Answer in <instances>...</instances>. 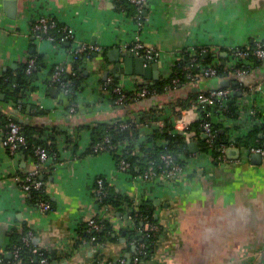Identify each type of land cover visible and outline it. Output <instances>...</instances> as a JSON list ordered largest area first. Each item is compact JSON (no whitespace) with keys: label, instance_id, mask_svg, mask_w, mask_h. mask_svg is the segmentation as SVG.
<instances>
[{"label":"crops","instance_id":"0c3cea01","mask_svg":"<svg viewBox=\"0 0 264 264\" xmlns=\"http://www.w3.org/2000/svg\"><path fill=\"white\" fill-rule=\"evenodd\" d=\"M41 15L69 26L75 40L100 48L82 62L84 79L72 113L67 109L69 101L65 93L46 83L53 66L72 63V42L69 44L62 38L56 43L36 38L30 25ZM142 15L144 19L139 26L134 17L115 8L114 0H17L15 17L11 18L0 0V74L16 69L33 51L42 54L44 62L32 83L34 88L27 89L22 98L25 111L11 109L10 115L27 123H43L47 128L55 126L59 131L55 136L59 161L45 176L53 207L43 211L27 201V192L19 184L20 177L33 169L35 158L25 157L21 152L10 155L0 129V252L8 243L10 228L21 227L25 222L30 232H34L33 244L56 252L58 258L54 259V264H108L110 259L119 256L128 262L135 246L125 249L123 238L118 246L105 245L101 250L103 257L94 253L93 244L73 247L80 223L89 214L98 212L93 185L96 178L102 177L120 194L138 203L152 199L157 207L155 216L163 222L162 240L156 242L153 255L142 258L139 264H256L261 259L264 261V157L260 163L254 162L249 147L234 141L258 123H264V58L250 60L245 76L230 73L222 78L199 77L166 94L147 100L140 97L134 105L130 104L127 112L124 108L127 104L111 102L107 85L115 79V87L122 92L135 93L158 79L126 74L123 63L119 71L105 56L109 48L115 46L124 50V44L138 36L161 53L156 60L159 79L172 73L183 50L205 48L212 63L224 62L228 50L249 47L264 39V0H148ZM62 41L66 44L62 45ZM238 80L250 90L243 91L237 99V118L215 111L214 107L210 115L212 124L219 123L220 131L230 140L229 148H237L226 155L228 162L215 163L194 140L197 149L191 151L187 146L188 153L181 154L185 165L177 178L144 180L120 169L112 152L87 151L91 145L90 128L98 122L125 120L136 111L153 108L154 120L161 118L173 126L183 118L191 125L200 113L187 108L175 110L178 98L188 92L202 93L222 87L225 81H229L231 87ZM51 88L56 91H50ZM3 97L4 94L0 100ZM36 108L44 109L45 114L30 116ZM243 108H252L254 113L249 114ZM79 126L86 128L79 131L76 147H69L65 137L73 136ZM151 129L150 123L141 125V136ZM128 207L123 208L122 216L115 214L122 224H126Z\"/></svg>","mask_w":264,"mask_h":264},{"label":"trees","instance_id":"16d2710c","mask_svg":"<svg viewBox=\"0 0 264 264\" xmlns=\"http://www.w3.org/2000/svg\"><path fill=\"white\" fill-rule=\"evenodd\" d=\"M114 5L117 10H124L126 13L136 20L137 9L136 7L129 2L128 0H114ZM142 15V14H141ZM143 16V15H142ZM144 17H142V20ZM64 24L58 22L56 20V27L51 29L45 37L49 35L54 37L53 42H59L60 38L63 37L61 32V27ZM66 42L71 44L70 38L65 39ZM65 41H62V45L66 44ZM254 45V44H253ZM253 45L249 47L251 49ZM71 46V45H69ZM241 48V47H240ZM203 48H194L195 54L191 55L189 50H183L185 54V61H178L175 63L172 73L165 78L158 79L155 83L148 86L146 88L148 94L147 98L152 96H158L161 94H166L170 90H173L178 85H183L191 82L188 78H186V72L195 75L198 73L199 69L196 66L198 64H210L212 63V57L207 56L204 57L201 51ZM228 57L224 60V63H217V77H225L228 76L231 72H229L227 67V60L230 58L232 52L228 50ZM92 56V51H85L80 54H77L76 58L72 60V63L68 65H64L63 72L61 74L60 81L66 83L64 88L61 87L59 82H53L50 79L46 81L50 86H55L59 91H62L67 96L69 104L67 109L71 106H75L76 96L81 88V82L84 79L83 68L81 66L84 59L90 58ZM191 57H195L196 60L192 62L190 60ZM29 58H34L35 66L30 71L27 72V61L21 62L18 67L14 70H6L0 74V93L4 94L2 100H0V129L3 132L8 130L7 124L9 121L13 120L10 117L11 109H19L21 111H25L24 105L22 103V98L27 89H33L32 83L38 77V72L44 66L43 55L39 54L35 51L31 52ZM244 59L248 61H256L257 59L248 55L245 56ZM240 61V60H239ZM244 61V60H243ZM189 63H193L188 69H184L185 65H189ZM238 66H243L244 62L242 60L237 64ZM54 67V66H53ZM53 67L51 69V73L53 71ZM179 78V82L174 84L172 83L173 78ZM197 79V78H196ZM194 79V80H196ZM116 86V80L113 79L111 83L107 85V88L110 91V100L114 103L118 94L112 91V88ZM232 89L234 90L233 98L231 101L226 102L222 107H215V111H222L223 114L231 117L237 118V105L236 100L239 95L243 91H249L250 87H248L244 82L239 81L233 84ZM125 95L124 103L128 106L124 108L129 112L128 107L130 104L134 105L135 100L132 98L135 93L133 92H123ZM199 92H188L187 95L183 98H178L174 103L175 110H181L187 108L190 103L196 98ZM133 101V102H132ZM155 99L151 100L153 103ZM131 102V103H130ZM139 103V102H137ZM130 108V107H129ZM212 111V109H211ZM204 112V111H203ZM203 112H200L198 118L190 125L192 129H194L197 133L200 131L201 123L206 119L203 115ZM45 110L42 108H36L30 116L35 115H44ZM134 119L128 117L127 119H116L110 122H98L94 126L90 128V136H91V145L88 148V153H97L92 149L93 144L101 141H105L104 144L107 148L110 147L109 151L112 152L116 164L118 166L119 161L124 160L128 163L125 171L130 172L133 175L142 174L146 168L150 164L153 165L155 169H157L158 165L161 164L160 155L166 150L169 151L178 161V163L184 167L185 161L181 158V154H187V144L183 141V136L174 132L173 126L168 122H164V126L160 128H156L152 122L156 117L154 114L153 108L148 110H140L136 111ZM18 124L21 125L22 134L25 138V144L20 146V152L25 156H32L37 160L35 155V150L38 146L45 148L47 154L52 159V164L47 168L41 170V173L36 179H39L42 175L41 179L42 185L35 189L30 188L27 192V201L31 204L38 205L40 202H46L49 205V208L53 207V203L51 202L48 194L47 187L45 185V176L47 171L52 169V165L57 163L59 160L58 150L56 146V135L59 133L56 130L55 126L46 127L43 123H21L18 120H14ZM126 122V127H122V123ZM152 126L151 132L144 135L143 137L140 134L139 128L141 125L149 124ZM86 128V126H79L75 128V132L73 136L66 135L65 141L68 146L76 147L77 145V137L78 133L81 129ZM213 128L215 129V137L213 139V144L211 147L207 145V143L198 135L197 141L199 142L200 150L204 153H207L211 156L212 160L217 163V157L220 153V146L227 145L230 140L226 137L225 133H222L221 125L219 123L213 124ZM51 129V130H50ZM50 130L51 134H49L46 138H41L42 135ZM166 141V149H164L163 145L160 143L162 141ZM236 144L242 145L243 147H250L253 145H262L264 144V123H258L255 125L249 132L244 134L243 136H239L234 140ZM123 142H126L125 147H122ZM76 148H74L75 150ZM104 190L105 194L96 200L98 212L95 216L97 222L101 225V227L94 232L87 231V222L86 219L82 221L77 230V237L73 243V247H78L84 239L90 237V235H96V241L93 244L94 253L99 257H103L104 254H101L102 248L107 244L119 245L120 240L123 238V245L125 249H129L132 245L138 246L139 243H144L143 253L140 254V260L142 258H150L153 255L154 250L156 248V240L159 238V235L162 230L163 222L155 216L156 205L154 204L152 199H144L140 202L139 205L134 207L131 212H126L129 215L135 216V221L128 227H120L119 229H114L111 224L104 218H102L101 213H103L102 207L107 206L108 211L116 214L119 213L121 216L123 215V208L125 206H130L132 204V199H130L127 195H122L118 190L115 189L114 186H111L104 180ZM146 222H150L153 225L158 227L157 230H143L144 224ZM30 233L29 228L24 222L21 224V227L13 226L10 228L8 232V243L5 245L4 250L0 252V257L2 262L0 264H39L40 258L43 256L46 258L48 264H54V259L58 258L56 252L54 250H47L43 248H38L32 242V237L28 240L27 243L23 241V237L28 236ZM34 233V232H32ZM33 248H37L36 252H33ZM18 249V256L14 259L13 251ZM6 253L9 256H6ZM103 255V256H102ZM109 258V257H108ZM110 261L114 262V260L110 259Z\"/></svg>","mask_w":264,"mask_h":264},{"label":"built area","instance_id":"2783aa9c","mask_svg":"<svg viewBox=\"0 0 264 264\" xmlns=\"http://www.w3.org/2000/svg\"><path fill=\"white\" fill-rule=\"evenodd\" d=\"M131 2L137 9V15H136V23L140 26L141 20H142V15L143 10L145 5L147 4L148 0H128ZM56 27V20L53 19L52 17H47L45 15H41L38 18H36L30 25V29L32 31V34L36 38H47L50 41L54 40V37L49 35L48 37H45V35L53 28ZM61 32L63 34L62 39L70 38L72 41V46L70 50V56L72 59H75L77 54H80L85 51H98L100 50L99 46H93L89 45L88 43L81 42L75 40L74 34L72 29L64 24V26L61 27ZM124 50H128L133 52L136 55H141L144 58L148 60H154L156 61L157 59L160 58L161 53L158 49L154 48L153 46L145 44L138 36L133 40L131 43L124 44ZM194 50L190 51V54L193 55L195 52ZM202 52H205L206 49L203 48L201 49ZM232 54L230 55V58L227 60V67L229 72L235 74L236 76L242 77L248 74L249 69H250V61L244 59L245 56L252 55L258 59H263L264 58V39L258 40L254 43L253 47L251 49L249 48H232L230 49ZM186 57L185 54L183 53L182 57L178 61H185ZM190 60L194 62L196 60L195 57H191ZM242 60L244 62V65L238 66L237 64ZM244 60V61H243ZM27 72H30L34 66H35V60L34 58H28L27 60ZM177 61V62H178ZM193 63H189V65H185L184 69H188ZM82 66V64H81ZM196 66L198 67L199 71L197 74L192 75L189 72H186V78H188L191 81H194V79L199 78V77H217V64L215 63H210V64H198L196 63ZM63 72V67L59 65H55L53 67V71L50 75V80L53 82H59L62 88H64L67 84L63 83L60 81L61 79V74ZM179 82V78L175 77L172 79V83L176 84ZM112 91L116 94H118L117 98L114 101L115 105H123L125 104V95L123 92L120 90L118 87H113ZM148 94L146 89L139 90L135 92L132 100L137 99V97H146ZM234 90L232 87H219V88H210L207 89L206 91L199 93L196 98L190 103V105L187 107V109H190L194 112L200 113L201 111L203 112V116L206 118L200 125V131L197 133L194 129L190 127V124L187 120L180 119L177 121L176 124H173V131L174 132H181V135L183 136V141L188 144L191 141L197 140L198 135L204 141L207 143L209 147L212 146L213 144V139L215 137V129L213 128V124L210 120V115H211V107H222L226 102L231 101L233 98ZM237 103V100H236ZM242 108V107H241ZM245 109V111L249 114L254 113V110L252 108ZM69 111L72 113L75 111L74 106H71L69 108ZM134 116L137 117L138 115L134 114L132 115L131 119H134ZM156 128H160L164 126V120L161 118L153 120L152 122ZM126 122L122 123V127H126ZM8 130L6 132L2 133V141L4 146L6 147L8 153L10 155L16 154L20 152V146L25 144V138L24 135L22 134L21 130V125L15 122L14 120H11L7 124ZM46 135V136H45ZM49 135L48 131L45 132L44 135L41 136V138H46ZM105 141L97 142L93 144L92 149L94 152H102V151H109L110 147L107 148L106 145L104 144ZM163 145L164 149H166V141H162L160 143ZM126 142H123L122 147H125ZM230 146V143L227 145H221L220 146V153L217 157V162L219 163H224L228 162L226 158L225 151L226 149ZM249 152L251 153H257L260 154L261 157H264V144L262 145H253L249 147ZM35 155H36V162L32 170H29L25 172L21 177H20V187L23 189V191L28 192L30 188H39L42 185L41 178L36 179L35 177H38L39 174L41 173V170L44 168H47L49 165L52 164V159L51 157L48 156L47 151L45 148L38 146L35 150ZM161 159V164L158 165L157 169L153 167L152 164L146 168V170L140 174L139 176L144 179H152V178H165L167 180L177 178L182 170L183 167L178 163L177 160H175L174 156L169 152V151H164L160 155ZM118 166L120 169L125 170L128 166V163H126L124 160L119 161ZM105 194L104 190V179L102 177L96 178L94 185H93V196L94 199L97 200L100 198L102 195ZM140 202L138 203L134 199L132 200V204L128 207L127 213L131 212L134 207L139 205ZM38 207L40 210H48L49 205L46 202H40L38 204ZM103 213H101L102 218L106 219L111 226L114 229H119L120 227H128L133 222L135 221V216L127 214V220L126 224H122L121 221H119L118 217L115 216V214L111 213L108 211L107 206H103L102 209ZM86 222H87V231L89 232H94L97 231L101 225L97 222L95 219L94 214H89L86 217ZM163 228V227H162ZM157 230L158 227L156 225L151 224L150 222H146L144 224L143 230ZM33 237L32 233L30 232L28 236L23 237V241L25 243L28 242V240ZM161 233L159 235V238L156 240V242H160L162 240L161 238ZM96 241V235L92 234L90 237L87 239H84L80 245H87L90 246L92 243ZM79 245V246H80ZM78 246V247H79ZM135 246L134 253L132 257L130 258L129 264H139L140 262V254L143 253V247L144 243H139L138 246ZM77 248V247H76ZM33 252L37 251V248H33ZM18 249H15L13 251V257L14 259L17 258L18 256ZM0 262H2V259L0 257ZM39 264H48L46 261L45 257L40 258ZM108 264H127L126 258L119 256L114 259V262L108 261ZM256 264H264L263 259L259 260L256 262Z\"/></svg>","mask_w":264,"mask_h":264},{"label":"water","instance_id":"95a60500","mask_svg":"<svg viewBox=\"0 0 264 264\" xmlns=\"http://www.w3.org/2000/svg\"><path fill=\"white\" fill-rule=\"evenodd\" d=\"M16 3L17 0H3V8L6 14L14 18L15 17V10H16ZM145 12V11H144ZM105 56L108 58L109 61L115 63V67L119 68L121 67V63H123V72L126 74L133 75L138 74L142 75L145 78H153V80L159 79V71H158V64L156 61H150L144 58L141 55H136L131 51L128 50H121L119 47H111L109 48ZM204 57L209 56L208 52L203 53ZM222 64L224 63L223 61L221 62ZM120 73L118 72V74ZM153 82H151L152 84ZM229 85V81H225L221 84L222 87H227ZM50 91H56V88H51ZM2 98V94H0V99ZM10 117L13 120H18L21 123L26 124L27 121L23 119H19L16 115L11 114ZM181 134V132H179ZM203 138V137H202ZM189 149L191 151H195L197 149L196 142L191 141L187 144ZM237 148H227L225 151V154L227 155L228 153L235 152ZM231 156V155H230ZM251 158L254 159V162L256 161L257 163H260L261 161V155L257 153L251 154ZM157 203V200H155ZM6 256H9V254H6ZM130 258L128 259L127 264H129Z\"/></svg>","mask_w":264,"mask_h":264}]
</instances>
